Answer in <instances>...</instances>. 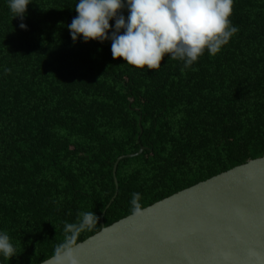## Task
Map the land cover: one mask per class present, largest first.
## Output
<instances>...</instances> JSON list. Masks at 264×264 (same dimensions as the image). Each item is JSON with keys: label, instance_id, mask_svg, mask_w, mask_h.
<instances>
[{"label": "trees", "instance_id": "obj_1", "mask_svg": "<svg viewBox=\"0 0 264 264\" xmlns=\"http://www.w3.org/2000/svg\"><path fill=\"white\" fill-rule=\"evenodd\" d=\"M31 2L21 21L0 0V233L16 248L0 264L55 256L81 212L99 221L76 244L104 211L105 226L132 214L133 193L143 209L264 156V0H234L217 55L158 70L114 59L110 39L74 42L78 0Z\"/></svg>", "mask_w": 264, "mask_h": 264}, {"label": "water", "instance_id": "obj_2", "mask_svg": "<svg viewBox=\"0 0 264 264\" xmlns=\"http://www.w3.org/2000/svg\"><path fill=\"white\" fill-rule=\"evenodd\" d=\"M143 151L117 158L116 183L119 162ZM141 211L108 226L104 211L102 229L76 244L80 264H264V156Z\"/></svg>", "mask_w": 264, "mask_h": 264}, {"label": "clouds", "instance_id": "obj_3", "mask_svg": "<svg viewBox=\"0 0 264 264\" xmlns=\"http://www.w3.org/2000/svg\"><path fill=\"white\" fill-rule=\"evenodd\" d=\"M30 3L8 0V7L14 18L23 21ZM233 4L234 0H78V15L68 28L74 42L80 36L85 42L110 39L113 58H123L140 69L158 70L165 56L183 61L184 68H189L206 50L217 55L239 31L230 20ZM125 8L127 17L122 14ZM20 28L26 30L27 25L22 22ZM139 200L140 194L133 193L132 212L136 216L142 214ZM79 217L78 223L65 225V241L55 249L57 264H80L77 237L94 227L99 217L93 212H81ZM0 255L5 259L16 256L6 232L0 233Z\"/></svg>", "mask_w": 264, "mask_h": 264}]
</instances>
